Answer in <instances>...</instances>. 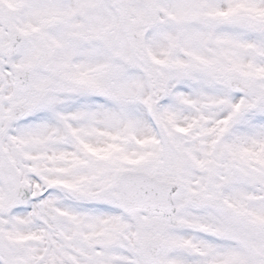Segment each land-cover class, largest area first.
<instances>
[{"label": "snow or ice", "instance_id": "snow-or-ice-1", "mask_svg": "<svg viewBox=\"0 0 264 264\" xmlns=\"http://www.w3.org/2000/svg\"><path fill=\"white\" fill-rule=\"evenodd\" d=\"M0 264H264V0H0Z\"/></svg>", "mask_w": 264, "mask_h": 264}]
</instances>
